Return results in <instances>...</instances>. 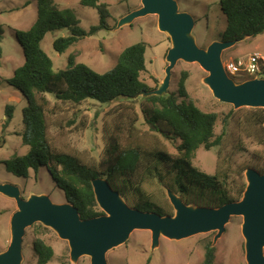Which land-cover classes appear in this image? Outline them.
I'll return each instance as SVG.
<instances>
[{
    "label": "rangeland",
    "instance_id": "rangeland-1",
    "mask_svg": "<svg viewBox=\"0 0 264 264\" xmlns=\"http://www.w3.org/2000/svg\"><path fill=\"white\" fill-rule=\"evenodd\" d=\"M65 14L67 12L79 22V27L89 32L98 26L100 18L93 8L84 7L80 0H54ZM142 0H102L109 5L111 17L106 28L93 36H87L70 47L64 54L54 50L53 43L61 37H68V29L49 32L42 47L54 63L55 71L65 69L70 56L74 63H82L98 73L114 68L120 54L129 46L137 43L146 45L147 71L142 75L143 82L152 89L158 88L165 78L168 66L167 55L172 48L171 38L159 30L158 17L149 15L135 20L132 24L117 28L119 21L129 13L142 7ZM181 12L189 13L195 19L193 36L197 45L207 49L213 42L221 41L226 30L227 18L222 12V0H176ZM38 16V0H0V28L3 51L0 67V184L19 187L24 199L32 194L47 195L55 204L67 202L66 194L54 183L47 167L42 166L38 175L33 171L30 176L19 178L7 172L5 161L28 152L23 146L19 134L23 131V110L27 101L23 94L8 85L14 72L24 62L23 49L15 37V31H27ZM264 56V34L239 42L225 51L222 60L225 65L236 63L251 54ZM187 71V92L195 105L204 112L216 113L218 120L216 136H223L221 145L210 151L201 147L193 164L208 174L216 172L219 162L229 160L234 166L256 169L264 162V125L250 124L252 108L234 109L232 105L219 102L204 83L208 76L198 64L180 61L175 67L171 79L170 92L177 93L182 72ZM237 82L249 79L247 75L233 76ZM50 107L48 125L52 145L60 152L78 155L86 162L98 164L104 157V151L120 122L128 129L136 113L147 98L120 100L111 104H100L87 100L81 105L61 103L48 97ZM14 107L12 120L6 124V108ZM140 114V113H139ZM137 139L148 146L155 145V135L143 118L137 124ZM165 148L173 155L177 154L174 143L163 140ZM257 170V169H256ZM147 190L161 203L171 205L166 190L160 185H151ZM172 206V205H171ZM17 211L16 202L0 193V253L7 251L11 243V219ZM101 211V210H100ZM173 209V215H174ZM242 217H233L227 224L224 234L214 243L217 232L200 234L194 237L173 241L161 237L159 246L152 249V233L136 230L129 240L107 253L108 264H202L205 259L206 245L216 249L214 264H247L245 239L242 235ZM33 227V226H32ZM26 230L23 242L22 264H37L33 248L36 239L33 228ZM54 249V257L48 264H75L70 259L68 242L61 240L50 229L41 237ZM76 264H91L90 257H82Z\"/></svg>",
    "mask_w": 264,
    "mask_h": 264
},
{
    "label": "trees",
    "instance_id": "trees-1",
    "mask_svg": "<svg viewBox=\"0 0 264 264\" xmlns=\"http://www.w3.org/2000/svg\"><path fill=\"white\" fill-rule=\"evenodd\" d=\"M80 4L95 9L100 18L98 26L89 32L79 27L74 16L61 11L54 0H38L35 23L27 31H15L25 62L5 82L20 91L27 101L23 110V131L19 136L28 152L5 161L7 172L27 179L31 171L38 175L42 166L47 167L56 186L65 192L67 201L78 209L83 219L103 214L92 187V181L99 177L105 178L119 191L131 207L161 216H172L173 207L154 199L147 190L153 184L169 187L188 205L219 208L240 201L247 187L244 167H235L234 163L225 160L218 163L214 174H208L193 164L201 147L210 151L221 145L223 136L215 133L218 115L202 111L190 99L186 86L187 71L181 74L177 93L147 98L128 129L121 122L115 126V133L98 164L86 162L75 154L60 152L52 145L47 117L49 96L73 105H81L87 100L111 104L135 100L140 92L154 90L142 80L147 71L146 45L142 42L126 48L108 72L98 73L85 64L74 63L73 56L65 69L55 71L52 59L42 47L49 32L69 30L68 37L58 38L53 43L54 50L64 54L84 37L106 28L111 17L109 5L102 0H80ZM220 6L227 18L221 41L264 34V0H222ZM2 59L0 47V67ZM243 81L246 79L240 82ZM251 111L248 122L264 125V110ZM13 112V106L6 108V124L12 120ZM140 116L155 135L153 147L137 139L136 126ZM163 140L176 145V155L165 148ZM256 169L264 174V162ZM32 228L36 235L33 248L37 264H48L54 257V249L41 237L50 229L41 224ZM215 253L216 249L207 244L202 264H214Z\"/></svg>",
    "mask_w": 264,
    "mask_h": 264
},
{
    "label": "water",
    "instance_id": "water-1",
    "mask_svg": "<svg viewBox=\"0 0 264 264\" xmlns=\"http://www.w3.org/2000/svg\"><path fill=\"white\" fill-rule=\"evenodd\" d=\"M142 7L122 18L117 28L132 24L149 15L158 17V28L172 42L167 55L168 66L161 85L144 90L139 97H164L170 94L173 71L180 61L198 64L208 76L204 83L221 103L234 109L264 110V79L237 82L226 72L223 53L239 42L247 40L215 41L207 49L200 48L193 36L195 19L181 12L176 0H142ZM246 190L240 201L219 208L188 205L169 187L167 197L174 215L161 216L131 207L119 191L103 177L92 181L94 195L102 215L83 219L70 202L55 204L47 195L32 194L24 199L19 187L0 184V193L14 200L17 211L11 219V243L0 253V264H22L23 242L26 230L41 224L68 242L70 259L77 263L90 257L91 264H108L107 253L125 244L136 230L152 233V249L159 246L161 237L181 241L196 235L217 232L214 243L224 234L233 217H242V235L245 239L247 264H264V174L248 168L245 172Z\"/></svg>",
    "mask_w": 264,
    "mask_h": 264
},
{
    "label": "built area",
    "instance_id": "built-area-1",
    "mask_svg": "<svg viewBox=\"0 0 264 264\" xmlns=\"http://www.w3.org/2000/svg\"><path fill=\"white\" fill-rule=\"evenodd\" d=\"M224 66L230 77L231 75H247L249 79H264V56L259 53L251 54L236 63L231 62L228 66L224 64Z\"/></svg>",
    "mask_w": 264,
    "mask_h": 264
}]
</instances>
